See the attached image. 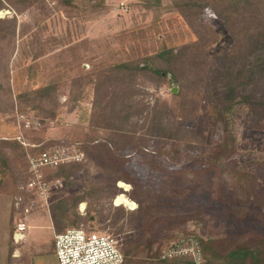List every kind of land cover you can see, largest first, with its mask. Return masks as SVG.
<instances>
[{"label": "rangeland", "instance_id": "1", "mask_svg": "<svg viewBox=\"0 0 264 264\" xmlns=\"http://www.w3.org/2000/svg\"><path fill=\"white\" fill-rule=\"evenodd\" d=\"M13 1L0 9V140L23 149L72 146L84 155L64 169L44 170L52 188L48 208L40 210L54 216L55 234L82 227L113 235L131 264H161L160 252L190 234L212 242L220 256L248 244L264 258V82L252 86L261 98L255 111L240 104L222 122L210 110L223 56L229 63L243 58L248 30L238 37L240 25H228L220 10H179L175 0ZM252 3L248 27L262 28L264 0ZM162 47L187 53L169 61L175 79L152 71L166 70L153 59ZM119 63L146 68L106 73ZM48 85L54 91L46 98L16 99ZM36 119L37 131L25 127ZM222 144L229 145L224 158ZM142 147L147 155L139 154ZM24 151L4 150L1 191L12 200L28 178ZM120 194L136 206H115ZM35 224L26 234L41 254L29 264H56L49 220ZM8 243L19 249L12 237ZM19 250L14 264H28L27 251ZM203 261L214 264L209 253Z\"/></svg>", "mask_w": 264, "mask_h": 264}, {"label": "trees", "instance_id": "2", "mask_svg": "<svg viewBox=\"0 0 264 264\" xmlns=\"http://www.w3.org/2000/svg\"><path fill=\"white\" fill-rule=\"evenodd\" d=\"M23 3L30 4L31 0H21ZM63 2L67 3L68 5L71 4L70 0H63ZM253 0H175V6L179 10L189 11L190 9L206 6V7H213L217 10H220V13H225L229 17L228 25H231L232 22H237L240 25V31L238 35L240 36H248L245 33L248 30V34L250 36L249 42L246 41L244 43L245 55L241 60L237 63L235 61V56H233V63H229V59L223 56V73H221L220 77L215 80L213 83V91H211V96L218 92L217 94V103L210 109L214 115V117L222 122H226L228 114L231 110L240 104H244L246 107L250 108L251 110L255 111L257 107L260 106L261 98L255 97V94L252 92V86L256 84L258 81L262 80L264 82V27L260 28L257 25L254 27H248L254 24V20L249 14L254 10V4L252 3ZM8 6H15V2L13 0H0V9L4 8L5 5ZM6 5V6H7ZM224 25H227V21L223 20ZM234 34V33H233ZM196 48V45L194 46ZM186 51L182 50L181 53H176L172 49L162 47L158 50L153 59L162 62L165 64V71L160 69L153 68L156 74H166L168 71L172 74V78H176L175 73L172 70H168L169 68V61H178L184 60L186 55ZM146 67H139L135 65H130L128 63H119L111 65L108 70L106 71L107 74H121L122 72L130 73L141 71ZM150 69V68H149ZM54 91V87L52 85H48L46 87H41L29 92H23L19 94L16 99H30L32 95H37L39 99L46 98ZM129 105H126L124 108L119 110L120 114H124V112L129 110ZM126 119L130 118L128 113H125ZM41 125V123H40ZM41 127V126H40ZM39 127V128H40ZM30 130V129H29ZM36 128L34 131H37ZM26 140V139H25ZM224 143V142H223ZM234 144V140H233ZM61 147L59 144H46L43 143L41 145H34V147H24L23 149L19 143L15 140L12 141H1L0 140V191L1 187L3 186V181L7 172L5 168L6 164L8 163L7 157L4 153V150L11 149L17 153L23 155V151L26 153H34L38 154L45 151H50L54 148ZM29 148V149H28ZM229 145L222 144L219 149V155L221 157H225L228 151ZM148 154L149 151L146 147L140 148L139 154ZM223 157V158H224ZM27 160V157H26ZM27 162V161H26ZM72 164V163H71ZM61 165L57 169H64L66 166L71 165ZM74 164V163H73ZM28 168V162H27ZM66 180L69 179L70 172L62 173ZM29 176V175H28ZM16 191L13 192L12 197L13 199L17 197L20 193L19 188H15ZM0 193H3L2 191ZM6 194V193H4ZM63 204V203H59ZM58 204V205H59ZM55 205V206H58ZM54 205L52 206V208ZM55 218L52 216V222L54 224ZM56 229V227H55ZM57 230V229H56ZM63 233V232H61ZM200 248L203 253H209L211 260L214 264H244L245 260L249 259L251 264H261L264 262V258L262 253L259 251L257 246L251 247L250 245L246 244L243 246H238L235 249H231L226 253L224 256L218 255L215 250L216 246H212L213 244L210 241H203L198 239ZM15 245V244H14ZM121 248V247H120ZM13 251V250H12ZM10 250V254H12ZM122 251V248H121ZM123 252V251H122ZM124 254V263L123 264H131V262H126V255ZM159 255V254H158ZM157 260L161 264H193L192 260L189 258H176L173 260H166L161 261L157 256ZM135 264H138L137 262ZM205 264V262H204Z\"/></svg>", "mask_w": 264, "mask_h": 264}, {"label": "built area", "instance_id": "3", "mask_svg": "<svg viewBox=\"0 0 264 264\" xmlns=\"http://www.w3.org/2000/svg\"><path fill=\"white\" fill-rule=\"evenodd\" d=\"M24 122L26 128L40 127V121L37 119ZM17 139L22 140V137ZM26 157L29 176L26 183L19 187L21 194L13 199L16 221L12 242L15 245L24 240L27 216L41 208H48V193L52 183L47 180L44 170L79 162L84 155L70 146L38 154L28 153ZM54 185L60 186V180H55ZM53 247L56 264H123L125 259L115 236L82 227L55 234ZM176 258H189L193 264H203L202 251L194 235L179 237L167 245L159 255L161 261Z\"/></svg>", "mask_w": 264, "mask_h": 264}, {"label": "crops", "instance_id": "4", "mask_svg": "<svg viewBox=\"0 0 264 264\" xmlns=\"http://www.w3.org/2000/svg\"><path fill=\"white\" fill-rule=\"evenodd\" d=\"M46 217L51 225V229L53 230V243H54V235H55V228L52 222L51 216L46 212V210H38L26 218L27 224V232L28 230H34L38 228V225L35 222H38L39 218ZM15 212L13 209V200L7 194L0 193V246L2 247V253H0V264H14V260L20 256L18 252L19 249H24L27 251L28 256V264L31 258L36 255L41 254V246L37 245L35 236L33 237L32 233L26 234L24 233V240L18 244L19 249L12 252L10 254L9 248V240L11 241L12 233L15 228ZM6 245L8 248H6ZM8 249V250H7ZM53 250V249H52Z\"/></svg>", "mask_w": 264, "mask_h": 264}, {"label": "bare ground", "instance_id": "5", "mask_svg": "<svg viewBox=\"0 0 264 264\" xmlns=\"http://www.w3.org/2000/svg\"><path fill=\"white\" fill-rule=\"evenodd\" d=\"M1 14V13H0ZM120 187L124 189L125 192H127L129 190V186L123 184L122 182H120ZM115 206H124V207H128L130 209H133L136 205L130 201L125 195H119L116 197L115 201ZM82 207L84 205H81Z\"/></svg>", "mask_w": 264, "mask_h": 264}, {"label": "water", "instance_id": "6", "mask_svg": "<svg viewBox=\"0 0 264 264\" xmlns=\"http://www.w3.org/2000/svg\"><path fill=\"white\" fill-rule=\"evenodd\" d=\"M174 91H172L173 93H175L176 91H175V89H173Z\"/></svg>", "mask_w": 264, "mask_h": 264}]
</instances>
